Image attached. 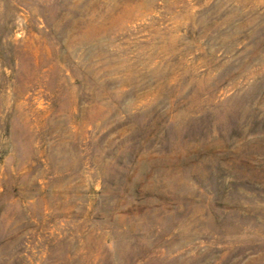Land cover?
Returning a JSON list of instances; mask_svg holds the SVG:
<instances>
[{
	"label": "rangeland",
	"instance_id": "374dc122",
	"mask_svg": "<svg viewBox=\"0 0 264 264\" xmlns=\"http://www.w3.org/2000/svg\"><path fill=\"white\" fill-rule=\"evenodd\" d=\"M0 264H264V0H0Z\"/></svg>",
	"mask_w": 264,
	"mask_h": 264
}]
</instances>
